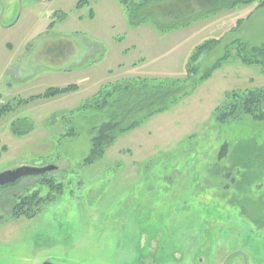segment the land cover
<instances>
[{"label": "rangeland", "instance_id": "1", "mask_svg": "<svg viewBox=\"0 0 264 264\" xmlns=\"http://www.w3.org/2000/svg\"><path fill=\"white\" fill-rule=\"evenodd\" d=\"M78 1L0 0V108L12 106L0 114V172L52 165L44 176L60 186L34 176L0 185V264H223L226 255L227 264H264V117L219 121L214 112L226 93L264 85L262 66L242 64L235 48L264 47L260 0L193 20L181 26L193 22L185 36L133 30L118 0ZM208 39L219 43L186 79L188 47ZM226 49L230 56L192 87ZM26 55L35 73L11 74ZM137 76L184 80L182 97L83 164L91 129L107 117L77 107ZM71 83L79 90L16 104ZM25 117L33 130L14 135ZM32 190L53 195L33 217L12 218L13 200Z\"/></svg>", "mask_w": 264, "mask_h": 264}, {"label": "trees", "instance_id": "2", "mask_svg": "<svg viewBox=\"0 0 264 264\" xmlns=\"http://www.w3.org/2000/svg\"><path fill=\"white\" fill-rule=\"evenodd\" d=\"M87 0H79L76 7ZM255 0H118L122 5L130 26L140 25L151 20L159 30H170L190 23L203 16L220 10L234 7L238 4L251 3ZM256 7H264V0H260ZM92 17V12L89 14ZM241 20V19H239ZM240 21H237V26ZM236 26L234 27V30ZM219 43V39H208L198 44L185 64L186 79L194 76L197 66L194 62L205 50H209ZM236 56L242 64H260L264 70V47L248 46L236 41ZM230 56L228 49L223 56L200 76L192 87L208 78L217 69L223 60ZM184 80H162L149 78H132L115 84L102 86L95 94L86 98L77 107L79 110L96 109L104 111L107 119L91 129L90 148L83 164H91L101 158L105 149L122 133L137 127L149 116L165 111L168 105L174 103L181 96L178 84ZM75 84L64 87H49L42 93L29 98L20 99L18 103H28L36 98H51L76 90ZM12 108L10 103L0 108V114ZM219 121H225L234 114H247L255 119L264 117V85L242 91H230L226 93L224 103L214 109ZM25 124L24 129H18L17 123ZM22 123V124H23ZM14 133L29 131V123L24 120H16L12 124ZM226 145L222 146L224 150ZM38 181L60 191L59 184L52 178L44 175L36 176ZM19 181V180H17ZM52 192L46 197H41L37 190H32L18 195L10 206L9 215L12 218H31L39 210V206L45 200H50Z\"/></svg>", "mask_w": 264, "mask_h": 264}, {"label": "crops", "instance_id": "3", "mask_svg": "<svg viewBox=\"0 0 264 264\" xmlns=\"http://www.w3.org/2000/svg\"><path fill=\"white\" fill-rule=\"evenodd\" d=\"M87 2V1H86ZM90 14V13H89ZM92 16H93V14H92ZM92 18V17H91ZM193 23V22H192ZM191 23V24H192ZM191 24H189V25H187V26H185V27H179V28H176V29H173V30H170V31H161V30H159V29H157L156 27H155V25L153 24V22L151 21V20H148V21H146V22H144V23H142V24H140V25H137V26H133V30H140L141 28H143V30H146V33H151V34H154V33H156V32H170V33H172V34H177V35H179V36H181L182 34H183V36H185L184 35V33H181L186 27H189ZM136 36H137V34H136ZM185 39H187V37H185L184 38V40ZM199 44V43H198ZM198 44H193V46H189L188 47V49H189V56H190V54H191V51L195 48V46L196 45H198ZM7 45L11 48V51H13V53H12V55H14V54H16L17 52H18V49H19V46L18 47H16L17 49L16 50H12L13 49V47H14V45L13 44H11V43H7ZM191 47V48H190ZM29 58V56L28 55H26L24 58H23V60H22V62L20 63V64H18V65H15V66H12L10 69H12V70H10V72H11V74H21L23 77L24 76H26L27 74H28V72H30V75L29 76H32L34 73H35V71L38 69V64H34V70L35 71H33V67H32V65L30 64V65H28L27 66V64L25 63L26 62V60ZM189 58V57H188ZM187 61H188V59H187ZM186 61V62H187ZM185 62V63H186ZM132 64H134V63H132ZM61 70H66L65 68L64 69H61ZM28 71V72H27ZM33 71V72H32ZM137 77H140V76H137ZM146 78V77H145ZM131 79V78H130ZM86 80V77H84V78H80V80L79 81H85ZM79 83V82H78ZM71 84H75V85H77V89L76 90H74L73 92H75V91H77V90H79V85L78 84H76V83H71ZM67 85H70V84H67ZM67 85H65V86H67ZM49 87H64V86H49ZM48 87V88H49ZM47 89V88H46ZM72 91L71 92H69V93H65V94H62V95H67V94H71V93H73ZM40 93H42V92H37V93H34V94H31L30 96H28L27 98H29V97H31V96H35V95H38V94H40ZM60 96V95H59ZM56 97V96H55ZM51 98H54V97H51ZM36 99H39V98H36ZM35 99H33V101H34ZM32 100H30L29 102H31ZM28 102V103H29ZM28 103H18V104H28ZM17 104V105H18ZM28 118H23V119H17V120H26V121H28L27 120ZM29 122V121H28ZM29 125H30V129H29V131H27V132H25V133H14L13 132V129H12V126H11V131H12V133L14 134V135H16V136H23V135H25V134H28L30 131H32L33 130V126H32V123H29ZM4 149V148H3ZM36 178V177H35ZM37 179V178H36Z\"/></svg>", "mask_w": 264, "mask_h": 264}, {"label": "water", "instance_id": "4", "mask_svg": "<svg viewBox=\"0 0 264 264\" xmlns=\"http://www.w3.org/2000/svg\"><path fill=\"white\" fill-rule=\"evenodd\" d=\"M54 168L52 165L44 167L21 165L15 169L4 170L0 172V185L11 184L25 176L43 175Z\"/></svg>", "mask_w": 264, "mask_h": 264}, {"label": "flooded vegetation", "instance_id": "5", "mask_svg": "<svg viewBox=\"0 0 264 264\" xmlns=\"http://www.w3.org/2000/svg\"><path fill=\"white\" fill-rule=\"evenodd\" d=\"M233 255H231L230 257H229V255H226L225 257H224V262H223V264H227L228 262H229V259L232 257ZM242 261V264H245V262H243V261H245L244 259L243 260H241ZM241 261H236V262H234V264L236 263V264H238V262H241ZM51 264H54V263H52V262H50ZM43 264H49V263H47V262H45V263H43Z\"/></svg>", "mask_w": 264, "mask_h": 264}]
</instances>
